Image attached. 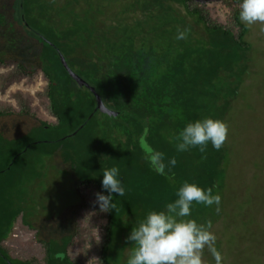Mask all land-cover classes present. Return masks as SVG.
<instances>
[{"label":"trees","instance_id":"16d2710c","mask_svg":"<svg viewBox=\"0 0 264 264\" xmlns=\"http://www.w3.org/2000/svg\"><path fill=\"white\" fill-rule=\"evenodd\" d=\"M27 1L0 0V64H12L8 77H30L41 71L45 84L40 93L47 99L46 107L54 117L52 125L59 134L49 140H31L24 150L13 152L0 167V176L14 184L12 168L20 164L30 168L25 171L30 175L36 164L28 166L19 156L41 142L54 143L51 153L72 173L77 189L92 184L96 193L108 195L102 188V173L117 167L125 194H112L115 208L105 212L106 224L97 248L99 264H114L107 255L112 235L132 230L150 211L164 210L177 198L176 192L185 181L205 189L218 185L213 191L221 195L227 143L220 150L209 143L206 153L198 147L180 152L175 137L186 124L198 119L226 122L249 70L247 27L239 18V7L232 14L234 29L212 19L197 0H51L58 8L51 13L48 0H35L37 9L31 12L24 5ZM82 4L88 9L79 16L72 9ZM92 10L98 12V18ZM185 28L190 29L187 38L177 39L178 29ZM57 50L72 69L74 64L79 68L73 70L95 88L115 115L95 108L93 95L67 74ZM143 51L151 59L147 71H142V62L137 61L145 56ZM73 53L76 57L71 62L67 55ZM13 111L18 115L27 112L26 106ZM5 124H12L9 118L0 120V135L6 134L2 130ZM38 125L43 128L46 121L39 119ZM142 135L149 152L139 143ZM153 151L164 154L165 175L150 164ZM173 157L177 161L174 167L168 163ZM79 195L77 212L85 204L80 189ZM34 206L26 195L10 203L0 198V241L20 215L22 224L35 230V239L44 246L45 264H59L60 260L79 264L66 254L76 231L61 234L56 241L43 239L32 222L31 217L38 214ZM214 207L194 204L189 218L198 223L211 221ZM58 241L63 245L60 250ZM222 241L216 238L215 247L224 257ZM2 252L0 264H30L27 260H33L16 259L13 263L14 259ZM204 258L207 264H215L207 249Z\"/></svg>","mask_w":264,"mask_h":264},{"label":"rangeland","instance_id":"374dc122","mask_svg":"<svg viewBox=\"0 0 264 264\" xmlns=\"http://www.w3.org/2000/svg\"><path fill=\"white\" fill-rule=\"evenodd\" d=\"M34 1L24 4L30 12L37 9ZM48 1L49 13L58 9L51 0ZM197 1L204 5L212 19L233 27V10L240 3L225 0ZM76 7L72 11L79 16H83L88 9L84 4ZM92 11L95 18H98V12L96 14L95 10ZM246 27L245 39L251 45L250 65L226 116L229 128L226 141L228 155L224 162L227 166L226 181L220 195L219 212L215 206L214 219H211V231L216 238L223 240L221 244L225 255L222 264H264V32L261 31L264 25L257 23ZM143 53L145 56L137 61L142 62L141 70L147 71L152 66L147 63L151 59L146 51ZM67 57L74 62L76 54H68ZM72 66L75 71L79 70L75 64ZM12 68V64H0V120L9 118L12 123L5 124L2 130L6 134L0 135V167L5 165V160L13 152L21 148L24 150L31 140H49L59 134L58 128L52 125L54 117L46 107L47 99L40 93L45 84L41 71H36L30 77H8L7 73ZM23 106H26V113L18 115L13 111ZM39 119L46 121L43 128L38 125ZM53 144L41 142L19 156L28 166L31 165L29 163H35V170H30L28 175L25 172L27 166H14V184L1 175L3 191L0 188V198L10 203L26 195V200L33 202L37 209L38 214L31 218L38 225L43 239L46 237L56 241L61 234L70 235L72 230L76 231L66 248L69 259L79 264H99L97 248L106 224L105 212L100 211L99 204L95 203L96 189L92 184L79 186L85 204L77 212L79 189L76 188L72 173L51 153ZM23 181L25 183L21 188ZM19 190L23 193L19 194ZM36 203L40 205L36 206ZM123 231L118 230L112 235L108 247L107 255L114 264H126L134 247L127 239L131 230L127 228V231ZM34 234L35 230L23 225L19 215L14 219L10 232L0 241V246L14 259L13 263H16V259H33L27 261L30 264H45L44 246L35 239ZM57 245V249H62L60 241ZM2 249L0 253H3ZM204 261L207 264L205 258ZM59 264L69 263L60 260Z\"/></svg>","mask_w":264,"mask_h":264},{"label":"clouds","instance_id":"9594fccd","mask_svg":"<svg viewBox=\"0 0 264 264\" xmlns=\"http://www.w3.org/2000/svg\"><path fill=\"white\" fill-rule=\"evenodd\" d=\"M239 18L249 26L257 23L264 25V0H241ZM261 31L264 32V28ZM189 32V28L178 29L176 38L186 39ZM228 133L227 123L220 119H198L179 131L175 147L180 152L198 147L201 153H206L211 143L214 149L220 150L228 139ZM149 162L158 174L165 175L163 153L153 151ZM168 163L174 167L177 161L173 157ZM102 175V188L108 195L96 193L95 203L99 204L100 211L108 212L115 208L112 194L123 196L125 189L118 178L117 167L104 169ZM216 187L218 185L205 189L185 181L176 192L177 198L167 203L164 210L148 212L127 237L134 247L126 264H205V249L212 254L215 264H222L223 257L215 247L216 236L211 231V221L198 223L189 218L194 204L205 207L215 205L219 212L221 196L218 192L214 193Z\"/></svg>","mask_w":264,"mask_h":264},{"label":"water","instance_id":"95a60500","mask_svg":"<svg viewBox=\"0 0 264 264\" xmlns=\"http://www.w3.org/2000/svg\"><path fill=\"white\" fill-rule=\"evenodd\" d=\"M49 42V41H47ZM51 44V42H49ZM58 51V50H57ZM58 57L60 60V63L62 64L63 68L65 69V71L67 72V74L73 78L75 80V82L78 85H84L86 86L89 91L91 92V94L94 97L95 100V108L102 111L103 113L107 114L108 116H112L115 115L116 112L110 108H108L104 102L102 101V98L100 97V95L97 93V91L95 90V88L89 84L84 78H82L79 74H77L67 63V61L65 60L64 56L62 55V53H60L58 51ZM139 143L141 145V147L146 151L149 152L150 149L144 139V135L140 136L139 138Z\"/></svg>","mask_w":264,"mask_h":264}]
</instances>
